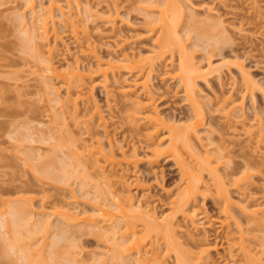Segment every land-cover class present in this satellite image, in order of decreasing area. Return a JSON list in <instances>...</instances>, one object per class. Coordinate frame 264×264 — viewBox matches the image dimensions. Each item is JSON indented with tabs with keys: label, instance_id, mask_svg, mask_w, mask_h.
<instances>
[{
	"label": "bare ground",
	"instance_id": "obj_1",
	"mask_svg": "<svg viewBox=\"0 0 264 264\" xmlns=\"http://www.w3.org/2000/svg\"><path fill=\"white\" fill-rule=\"evenodd\" d=\"M46 1L47 4L44 5L43 3L37 4L36 0H23L22 4L25 6V12L29 13L30 22H28L26 19L27 17H25V13L22 15L20 14L21 16L18 14L16 19L20 23L18 24L22 27L21 31L28 37L29 40H31L29 41L31 43V48L34 47L33 50H37L36 52H38L40 61L44 63L45 69H43L42 72L48 71L51 77L57 76V79L59 78V81H62L60 84L63 85L62 87H64L63 90L65 91L63 98H65L66 101H72L71 110H73L74 113H77L79 111V101H82L83 105H85L84 103H87L85 106L86 108L83 106L84 109H86L85 113L90 111L92 112V115H97L99 125L103 127L101 132L107 134V122H105L106 117L102 115L103 113H101V110H99V106L94 103L95 98L93 97L95 96H93V88L96 84H91L94 82L92 81V77L96 74V72L101 74L100 76H102V78H100L101 81H99L101 84L99 85L103 87L105 95L107 94V97H111V93L113 92L110 90L111 87L108 84L109 75L111 73L113 74L114 70L120 66L128 67L129 70H134V72L137 70L135 75L131 73L130 77L128 76L131 79L129 81L127 80L128 83L125 87H123L121 92V94L125 97V99H123L125 102H123V105L126 106L124 107L126 109L124 110L125 114L122 113V115H124L123 118L127 120V130L128 132L133 133L132 135L138 133L137 136H139L142 134L145 138V141L147 140L146 142L143 140L141 141L145 142L147 146L150 147L149 152L151 155H146L148 156L146 159L149 158L147 162L151 165V168L152 165L157 164V160L162 154L169 153L168 159H173L176 162V165L182 176V181H184L182 182L183 184L181 183L182 186L177 191L176 196L170 199L172 208L169 210V212H159L158 214V211L156 212V209L154 208L155 206L151 207V204L147 199V194L150 192V186H147L148 191H142L143 189H146V186L143 185V181H141L142 177H139L140 175H136L132 180H129V177H127L123 171L124 169L118 165V169L121 170V173L118 175V177L111 181L109 177L113 174V170L106 172L102 165L98 163L99 160L103 158L104 160H108L111 164V168H113L114 164H119V160H116L115 156H117V153L118 155L120 153L126 164L131 163L132 167L134 164V167L136 168L138 161L140 162L141 159L138 158V151L135 149V147H132L131 151L129 150L130 153L128 150H124L122 147H120V151L117 150L118 152L116 153L114 149L111 148L110 139H108V141L110 140L108 150L104 148L103 144L98 139L96 140V143L94 142L95 140H92L91 143L86 144L74 140L72 155L74 172L78 173L80 171V163H87V161H90L92 168L95 171L101 170L99 175H101V177L104 178L106 182L105 188L98 187V192L95 196V198H97L96 205H94L95 203H89L92 206L91 211L90 209L89 211L83 208V210L77 209V206L71 209V207L68 205H62V208H56L52 212L49 213L47 211L46 213V210H43L45 207L42 206L43 209L41 207V213L43 212L42 214H46L43 216L46 218H43L42 221L39 220L41 218L39 217L38 221L41 223V230L38 229L39 226L34 229L33 226L36 224L31 226V224L34 222V219H31L33 208L31 211H29V206L27 207L24 204L25 202H21L27 200L29 204V201H32V199L27 196H19L16 199L20 201L21 205H15L14 209L12 207L13 211H11L12 213L10 212L12 214H10L11 221L9 218H7V221L5 220L6 218H3L1 220L2 226H6L8 232H10L12 228L16 235L19 233V236L20 233L21 235H23L22 233L28 234V232H31L32 229L38 231L40 230L44 237L53 227L52 218L50 217H56V221H58L59 224L54 221L58 226L53 227V229L57 228L55 231L59 230V235L57 236V232H55L56 238H53L52 236V250L49 251L48 249L47 255H43V249H37V253L43 255L41 256L42 259L48 257L47 259H51L52 264L81 263L76 258V256L72 254L71 250H69L71 253L68 251L65 262L61 263L59 261L60 259H58L60 256H57L58 253H60V249L62 248V246L58 245L59 241H69L67 242L69 245H65L68 247L72 245L74 253V248H79L76 239L74 237H71L73 239L70 238V235H74L71 234L72 231L69 229L71 227L78 228L84 233H92L93 235H97L98 237H96L99 239L100 237H106L107 241H112L111 243H108V249L104 248L106 251L101 249L102 252H107L103 255L107 256V254L110 253L109 261H106L105 263L106 256L93 257V260H95L96 263L167 264L165 263V255L171 253L174 257L173 264H214L215 261L210 257V251H217V242L214 241L212 244L210 243L211 241L207 239L209 230H207L205 227L208 225L206 224V221L209 222L210 215L208 214L204 204H201L200 202L201 200L206 199L208 196H211L213 203L218 207V215L220 217L222 215V217L226 219L225 221H223L224 219L220 220L219 226H226L230 223L229 220L233 222L236 232L232 229L234 226L230 227L228 229L229 231L226 232H228L229 235L231 234L230 241L233 242L235 240L233 245L236 244L237 249L240 252L233 254V252L230 250V247L233 245H231V242L228 241L230 236L227 237L225 241L228 242V246L225 248L223 252L224 254H220V256L218 255L219 258L223 256L222 264H236L237 259L234 257L235 254L237 256L242 254V257L240 256V258L243 261L240 264H262L263 258H261L260 254H264V236L257 237L259 239H256V235L258 236V233H252L250 236L252 237L253 235V238L255 236V241H253V243L251 242L252 244L249 242L251 240L249 233L251 231L258 230L264 224V213H261L263 209L260 210L259 208H256L257 206L252 207L254 206L253 203L251 204V202L248 200L251 195L247 191V185L252 183H250L251 172H249V167L251 168L252 166H249L248 162L245 161L243 164L241 163V166L243 167L241 171L237 170L239 172H236V170H234L233 172L230 171L229 174L225 175L221 173L219 168L221 167L220 165L222 163V158L226 157V148L225 146H221L217 149L214 148L217 151H213L210 149L211 146H209L210 141H204V139L206 141L208 139V135L203 133L205 132L203 108L204 100H200V97L202 98V96H200L201 94L199 95L200 91L198 92V88L196 87V82L200 79L206 82L207 79L215 75L217 78H221L222 73L224 72L223 67L226 64L230 65L233 63L236 64L237 70L239 68L238 72L243 78H241L242 81L246 82L245 89H247L249 86L253 88L256 86L257 82L253 80L254 78L250 74H248V71L246 72V70H244L245 68L242 66V62L240 63L236 61L237 59L233 61H228L225 59L224 61H221L222 63L220 62L217 65L213 63V56L211 55L206 56L205 62L201 61V59H194L192 51L190 52L188 50L187 43H185L183 39L184 33L189 36L188 38L191 39L192 36L190 35V32L193 31L195 33L193 39L199 38L202 41L205 40V44L207 43L210 45V43H212L214 47L220 43L222 46L226 45L230 38L232 40V37H230L231 32H229V30L231 31V28H227V25H225L227 23L224 22L226 19L221 17L223 13L221 15L218 14L215 17H196V14L192 13L193 9L191 6L193 3L190 4L187 2L188 0H101L105 2V5H103L99 10H95L97 8L96 5V8H93V5L90 4L91 0ZM187 3H189L191 6H187ZM120 5L124 7L126 5L131 9L134 8L142 10L145 13L147 16L146 20L149 25L148 30L150 33H152V35H155L153 38L152 47L149 51H147V53L141 54L140 52H135L133 50L126 51L123 49L122 42H128L126 38L127 36L118 40L113 38L114 34L112 35L111 33L110 35L106 36L107 41L106 39H103L104 35L100 34L98 37H96V39H94L95 37L93 36V39L96 40V42L99 41L100 43L107 46L105 48H108V51L104 53L107 55V57L104 58L103 55L98 52V44L93 41L91 38L92 35H90L87 31L86 19L92 16L97 17L99 13L106 15L105 23L110 25L109 27L115 31L116 26L114 22L116 16L118 15ZM213 5L214 4H212V6ZM207 8L211 14H214L217 11L215 10L216 8H213V11L211 6ZM82 13H84L87 17L83 18L81 16ZM232 23L233 22L229 24L231 25ZM67 24L69 25L70 33L73 38L72 42L73 45H75L74 47H76L75 53L77 54H72L71 49L73 47L71 48V45L63 40L65 37L64 35L62 36V32L65 31L64 29ZM28 39L24 40L28 41ZM38 39L44 40L47 55H40V44ZM101 39L106 42H103ZM197 39L195 41H197ZM211 40L213 42H209ZM231 40L229 42H231ZM25 41H23V43H25ZM29 42H27V44ZM194 43H191L192 46L193 44L196 46V42ZM58 47L62 50L61 52H58ZM80 55L81 58L85 57L87 59L86 62H84L85 64L79 58ZM56 56H61L62 63L60 62L61 59L57 58ZM174 56H176L178 60L177 64L174 63V59H176ZM87 61L89 63H87ZM163 62H165V67L171 65L172 70L175 69V73L171 70V73L174 74L172 76L173 78H177L178 83L176 82V84L181 86L179 87L182 88L185 96L184 99L190 108V113L186 116V120L182 124H176L177 118L168 116L163 110L159 109V103L157 104V101L159 102V100L157 97H154L156 90L154 89L151 82L153 79V71L156 68V64ZM59 67H61V69ZM168 70V68H165L164 72L170 73ZM40 77H43V74ZM87 79L89 82L92 81L89 83V85H87ZM43 82V86H47V89L50 87L55 88L54 90L56 92L57 86L53 87L51 82L48 81ZM47 82L51 86L45 84ZM45 86L44 88H46ZM249 89L251 88L249 87L248 90ZM260 90L263 91L264 89ZM238 97L240 100H238ZM238 97H235L233 94H231V92L227 94L221 93L219 96H216V102L214 101L213 104H215L216 107L218 106L217 110L219 109L220 111H223L222 113L220 112L222 115L224 114L223 117H226L228 120L232 119L233 121V117H244L242 110V101L244 96ZM59 98H61L58 101L59 103L57 102L56 98V101H54V99L51 100L54 103L56 102L55 104H60L59 107L61 106L64 108L65 102L62 101L61 95ZM206 99L208 103H210L212 100L209 96L206 97ZM90 101H92V104H90ZM48 102H51L50 99ZM121 110L123 111V109ZM254 113L256 115L254 118L252 117L253 123L249 124L247 122V124L244 122L245 120H243V123L241 122L240 129L242 128V134L247 136V139L250 141V143H256L255 146H252V148L256 147L257 150V148L259 149L260 146L261 148L264 147V116L259 113V111L256 112V110ZM226 118L225 120H227ZM141 123L145 124L144 128L146 130H143V132L140 129ZM162 129H165L166 132L163 135L158 136L157 133ZM87 134L91 136L89 132H87ZM142 135L139 136V139L136 137L138 141L143 138ZM90 138L93 139L92 136ZM163 139L168 141L166 147L162 146L164 142ZM251 139L253 142H251ZM247 146L249 147V145ZM210 150L213 152H210ZM39 154L40 153H38V155ZM55 157L57 156L55 155ZM51 159L52 158H50V161H48L53 164L55 159ZM64 161L66 160L64 159ZM55 167V170L57 171H51V174L49 173L48 169H45L46 167L43 168L42 166L41 168L38 167V169H41V171L43 169V172H47L54 179L56 176V173L54 172L58 173L60 170L62 175L66 170L65 167H60L59 165L58 168L60 169H57L56 165ZM231 173H233V175H231L230 179L228 180L227 178H229ZM204 174L208 175V181L204 179ZM226 175H228V177ZM63 176L64 175H62V177ZM57 177L59 178V175ZM245 184L247 185L245 186ZM230 187H233V190H235L234 188H237L238 192L236 193L240 194H238L237 197L239 196L240 199L237 198V200L233 197ZM139 188H142L140 192H143L140 198L143 196L145 199L138 198L139 200L136 199L135 201V197L133 195L134 193H132V191L133 189L139 190ZM240 196H242V198ZM76 198L77 196L73 193V199L76 200ZM31 206L32 204H30V207ZM24 212L25 214H23ZM39 212L40 211H38V213ZM178 213L180 214L181 219H178L177 221L176 217H178ZM21 214L25 215L27 219L25 218V220L23 218L24 216ZM215 218L216 217H213V219ZM22 219L25 220V225H22ZM179 220H181L183 224H181V221ZM6 222L11 224L9 227L13 226L10 227V230ZM252 222H256L261 226H258V228L257 224L255 223V228L251 227L253 230L250 229L251 231L249 232L250 227H248V225H251ZM204 223L206 226L203 227ZM26 225H30L31 230L29 228L30 226ZM183 225L186 227H184V235L188 237L185 240V243H188V248L182 246L183 241H180L181 234H178V231L182 229L181 227H183ZM19 226L20 228L23 226V232H19V230L22 229H18ZM188 226H191V229L194 228L195 231H197V229H199L198 226H200L201 231L198 232L202 234L203 238L205 239H195L193 237L194 233L191 232V229L189 230ZM232 230L238 235L234 236L233 234L235 233H233ZM73 232L75 233V231ZM138 232L142 233L137 234ZM32 234L34 233H31V235L29 234V236H32ZM18 235L15 237L13 245L10 243L11 248L15 247V245L18 247V243L16 242L19 238ZM232 236L236 239L232 238ZM224 238L226 237L224 236ZM146 243H148L147 246ZM248 244H254L257 246L255 247L256 250H259L258 247L260 248V254H258L260 257L257 255L255 256L254 253H251L254 255L250 254L252 248ZM190 245L193 246L189 248ZM159 246H161L162 249L159 250ZM25 248L26 249L23 251L22 247L21 250L20 248L18 249L20 250V253L23 254L21 255L23 258L22 264H33V259L37 254L31 252L29 246ZM96 255L102 254L97 253ZM63 258H65L64 255Z\"/></svg>",
	"mask_w": 264,
	"mask_h": 264
},
{
	"label": "rangeland",
	"instance_id": "obj_2",
	"mask_svg": "<svg viewBox=\"0 0 264 264\" xmlns=\"http://www.w3.org/2000/svg\"><path fill=\"white\" fill-rule=\"evenodd\" d=\"M212 1L188 0L187 2H189L190 4L193 3V5H189V3H187L186 5L191 6L193 9L192 13H195L196 17L200 18H202L203 16L215 17L218 14L221 15L223 13L221 17H224L226 19V21L224 22L227 23L225 24L227 25V28H231V31L229 30V32H231L230 37H232V40L230 38L231 42H229V40L226 45L222 46L220 43L219 45H216L214 47L212 43H210V45L206 43V45L204 42L205 40L202 41L199 38H196L197 41H195L196 39H193L195 33L191 31V39L188 38L189 36H187L185 33V35L183 34V39L184 42L187 43L188 50L190 52L192 51L194 59H201V61L203 62H205L206 56H213L212 61L216 65L222 60L224 61L225 59L228 61L237 59L236 61L240 63L242 62V66L245 68L244 70H246V72H249L248 74H250L254 78L253 80L256 81L257 84L253 88L249 86L251 88L249 90V87L245 89L246 82L242 81L243 78L238 72L239 68L237 70V66L233 62V64H226L227 66L225 65L223 67L224 72L222 73L221 78H217L215 75L207 79L206 82L202 79L198 81L196 80V87L198 88L197 91H200L199 95L201 94L200 96H202V98L200 97V100L203 99L205 101H203L205 123V132L203 133L208 135V139L207 141L204 139V141H210L209 146H211L210 149L213 151H217L216 149L218 147L220 148L221 146H225V151L227 153L225 152L226 155H223H225L226 157L222 158V163L220 165L221 167L219 168L222 174H229L230 171L233 172L234 170H236V172L241 171L243 168L241 166V163L243 164V162L245 161L248 162L249 166H252L251 168L249 167V172H251L250 183H252L248 185L245 184V186L247 185L248 193H250L251 195L248 200L249 202H251V204L253 203L254 206L252 207L257 206L256 208H259L260 210L263 209L261 213H264V147H262V149L260 146L259 149L257 148V150L256 147L252 148V146H255L256 143H250V141L247 139V136L242 134V128L240 129V125L243 120H245V123H253L252 119L256 115L254 113L255 110L256 112L259 111V113L264 116V90H260L264 89V0H254L255 3L253 0ZM22 2L23 0H0V264H22L23 258L21 255L23 254L20 253V250L21 247L23 248V251L26 249L25 247L28 246L31 249V252L37 254L33 259V264H50L51 259H47V256V258L42 259L41 256H43L44 254L47 255L48 249L49 251L52 250L51 243L52 239L56 236L55 232H57V236L59 235V230L55 231L57 228L53 229V227L58 226L57 223L59 224V222L56 221V217L51 216L50 218H52L53 227L49 231V233L43 237V234L40 231L41 223L38 221L39 217H41L39 220L42 221L43 218H46L43 217L46 214H42L43 212L41 213V210L43 209L42 206L45 207L43 210H46V213L47 211L50 213L56 208L60 209L62 208V205H68L69 207H71V209L77 206V209H85L87 211H89L90 209L91 211L92 206L89 203H95L94 205H96L97 198H95V196L98 192V187H106L105 179L102 178L101 175H99L101 170L95 171L92 168V164L90 161H87V163H85L82 160L83 163H80L79 166L80 171L78 173L74 172L72 163L74 140L86 144L91 143L92 140H95L94 142L96 143V140L98 139L103 144L106 150H108L111 140V148L114 149L116 153L118 152L117 150H119L120 147H122L124 150H128V152L129 150L131 151L132 147H135V149L138 151V158L141 159L140 162L138 161L136 168L134 167V164V168L132 167L131 163L126 164L120 153L119 155L117 153V156H115V159L119 160V164H114L113 168H111L110 162L108 160H104L103 158L100 159L98 163L102 165L106 172L113 170V174L109 177L111 181L118 177V175L121 173V170L118 169V165H120V167L124 169L123 171L125 175L129 177V180H132L136 175H140L139 177H142L141 181H143V185L146 186V189L142 190V188L145 187H142L141 189L139 188V190L133 189L132 193H134V200L136 201V199L140 198L143 192L148 191L147 186H150V188L148 187L150 189L149 194L146 193L148 195L147 199L150 202L151 205H149L151 207L155 206L154 208L156 209V212L158 211V214L159 212H169V210L172 208L170 199L176 196V193L181 188L183 184L182 182L184 180L182 181V176L179 172L176 162L173 159H168L169 153L162 154L158 158L157 164L152 165V168L154 167L152 169L150 167L151 165L147 162L149 158L146 159V157H148L146 155H151L149 152L150 147H148L145 143L147 140L145 141V138L141 134L143 138L138 141L137 138L139 139V136L141 135L137 136L138 133L135 134L136 136L132 135L133 133L128 132L127 130L128 123L127 120L123 118L124 115H122V113L125 114L124 110L126 109L124 108L126 106L123 105V99H125V97L121 94V92L123 87H125L128 81L131 79L129 78L131 73L135 75V72L137 70L134 72V70H129L128 67L120 66L119 68L114 70L113 74L111 73L109 75L108 84L111 87V89L110 87L109 89L113 92L111 93V97H107V94L105 95L104 93L105 91L103 87L99 85L101 84V82H99L101 81L100 78H102V76H100L101 74L96 72V74L92 77V81L94 82H89V80L87 79V85H89V83L91 82V84H96L93 88V96H95L93 97L95 98L94 103L99 106V110H101V113H103L102 115L106 117V120H104L105 122H107V124H105L108 133H102L101 131L103 130V127L99 125L97 115H92V112L90 111H86L87 113H85L86 109H84V107L87 103H84L85 105H83V102L79 101L81 103H79L78 105L79 111L77 113H74V111L71 110L72 101H66L65 98H63L65 95V91L63 90V85L60 84L62 81L60 82V79H57V76H54L55 78L52 76V78L51 75H49L48 71L42 72V70L45 69L44 63L40 61L38 52H36L37 50H33L34 47L31 48V43L29 42L31 40H29L28 37L21 31L22 27L19 25L20 23L16 19V16H18V14L22 15L25 13L24 15H26L25 17H27L26 19L28 20V22H30L29 13L25 12V6H23ZM36 3H43L44 5H46L47 1L36 0ZM90 4L93 5L94 9L96 7L98 8H96L95 10H99L103 5H105V2L101 0H91ZM212 4L214 5L212 6ZM210 6L212 7V10L213 8H216V14H211L209 12L207 7ZM81 16L83 18L87 17L84 13H82ZM105 17L106 15L99 13L97 17L92 16L86 19V28L88 33L92 35V39L94 37V39H96V37H98V35L100 34L104 35L103 39H106V36L112 33V35L114 34L113 38L118 40L122 37L127 36L126 38L128 42H122L123 49L126 51L133 50L135 52L145 54L151 49L153 38L155 35H152V33L149 32V25L146 20L147 16L142 10L134 8L131 9L126 5L125 7L120 5L118 15L116 16L114 22L116 26L115 31H113L111 27H109L110 25H107L105 23ZM231 22H233V25L229 24ZM64 30L65 31L62 32V36L64 35L65 39L63 38V40L71 45V48L73 47L71 49V53L73 54L76 52V47H74L75 45H73V38L70 33L68 24L66 25ZM24 39H28V41H25ZM94 39L93 41L96 42V40ZM22 40L25 41V43H23ZM27 42L29 43L27 44ZM38 42L40 44V55H47L44 40L38 39ZM194 42H196V46L194 45ZM209 42L213 41L211 40ZM96 43L98 44V52L101 53L104 58L107 57V55L104 54L108 51V48H105L107 46L100 43L99 41ZM191 43H194L193 46ZM61 51L62 50L59 48L58 52ZM176 56L174 57L176 58ZM56 57L61 59L60 62L62 63L61 56ZM79 58L81 59V61H83V63L87 60L85 57L81 58V55ZM88 61L87 63H89ZM177 61V58L174 59L175 64H177ZM164 63L165 62L156 64V68L153 71V79L151 82L154 89L156 90L154 97H157L159 100V102L157 101V104L159 103V109L163 110L164 113L168 116L177 118L176 124H182L185 122L186 116L190 113V108L189 105H187L186 100L184 99L185 96L182 88H180L181 86L179 85V87L178 84H176L177 78H173L172 76L174 75L171 73L172 66L168 65L165 67ZM59 68L61 69V67ZM165 68L169 69V74L164 72ZM174 70L175 69H173L172 71L174 72ZM37 73H40L41 75L43 74V77H40V74L38 76ZM43 81L51 82L53 87L57 86L56 92L54 90L55 88H48L50 92L48 91L47 86L44 85L46 87L44 88ZM48 82L45 84H48ZM230 92L235 97L244 96L242 101V110L244 117H233V121L232 119H230V121L226 117H223L224 114H221L223 111H220L219 109L218 111V106L216 107L215 104H213L214 101L216 102V96H219L221 93L227 94ZM60 95L62 97V101L65 102L64 108H62L61 106L59 107L60 104H55L56 102H52L53 99L54 101H56L57 99L58 102L59 99H61L59 98ZM208 96L212 99L210 103L206 101L208 99H206V97ZM49 99L51 102H48ZM238 100H240V98ZM90 102V104H92V101ZM121 109H123L124 112ZM225 118L228 121L225 120ZM144 127L145 124L141 123L140 129L142 132L143 130H146ZM86 131L91 134L93 139L90 138L91 136H89ZM165 132V129L159 130L157 135L161 136ZM108 139L110 140L108 141ZM251 142H253V140ZM167 144L168 141L164 140L162 146L166 147ZM247 145H249V147ZM211 150L210 152H213ZM38 153L40 154L38 155ZM55 155L57 157H55ZM50 158L55 159L53 164L49 162ZM64 159L66 161H64ZM41 165L43 166V168L46 167L45 169H48L49 173L56 169L55 165L57 166V169H60L58 168V165L60 167H65V174L63 173L62 175L64 176L62 177V172H60V170L58 172L59 174L57 172H54L56 173V176L53 179L47 172H43V169L42 171L41 169H38V167H42ZM134 169H136L137 171ZM57 174L59 175V178L57 177ZM231 175H233V173L229 175V178H227L228 175H226L227 177L225 178L229 180ZM204 177V179L208 181V175L204 174ZM230 188L233 197L235 199L239 198V196L237 197L239 193H236L238 192L237 188H234L236 191L233 190V187ZM140 190H142L143 192L141 193ZM73 193L77 196L76 200L73 199ZM19 196H27L32 199V201L28 200L30 202L29 204L27 200L21 202H25L24 204L27 207L29 206V211H31L33 208L34 211L32 210L31 219L33 218L35 223L33 222L31 226L33 224H36L34 225L35 227L33 226V228L36 229L39 226L38 229H40L39 231L32 229L31 232H28L26 230L28 234L22 233L23 235H21L20 233L21 237L18 235L19 233L17 234L19 238H21H18L19 241L16 239L20 250H18L19 248L17 247V245L11 248L10 243L13 245L15 237L17 235L12 228L11 231L8 232L7 227L2 226L1 221L3 218H6V221L8 220L7 218H9V220L11 219L10 214L12 213L11 211H13L12 207L14 209L15 205H21L20 201L16 199ZM240 197L242 198V196ZM140 199L145 198L142 196V198ZM200 202L201 204H204L208 214L210 215L209 222L206 221V224L208 225L207 227H205L207 230H209L207 239L211 241L210 243L212 244L214 243V241L217 242L218 249L217 251L211 250L210 257L215 261L214 264H222L223 256L220 257L221 259L219 258V256L220 254H224L223 252L228 246V242L225 240L231 235H229V233L226 231H229L228 229L230 227H233L234 224L229 220L230 223L227 224L229 226H219L220 220L224 219L223 221H225L226 219L222 217V215V218L218 215V207L213 203V199L211 196H208L206 199L201 200ZM30 204H32L31 207ZM38 211L40 212L38 213ZM23 214H25V212ZM23 214H21L22 216H24L23 218L27 219V217H25V215ZM213 217L216 218L213 219ZM24 219H22L21 221L22 225H25L26 219ZM178 219H181L180 214L178 215V217H176L177 221ZM54 221L57 223L55 224ZM180 223L183 224L182 221ZM255 223L252 222L251 225H248V227H250L249 232L251 231L250 229L255 228V225L257 224ZM206 224L204 223L203 227L206 226ZM7 225L9 227V225L11 224L7 223ZM31 226L29 227L30 230ZM200 226H198L199 229H197V231H195L194 228L191 229V226H188V228L189 230L191 229L192 233H194L193 237L195 239L201 240L205 238H203L202 234L198 232L201 231ZM258 226L260 227L261 225L257 224V227ZM263 226L260 227L261 230L258 227V230L251 231L250 233L248 232L249 236L252 233H258V236L256 235V239H259L257 237L264 236ZM184 227V225L183 227H181L182 229L178 231V234L182 235V237L180 235V241H183L182 246L188 248V243H185V240L188 237L184 235ZM21 228L19 226L18 229H21L19 230V232H23V226H21ZM69 229H71L72 231L71 234H74L73 236L70 235V238L74 237L76 239L79 248H74V253L72 245L69 247L67 246L69 245V243H67L69 241H59L58 245L66 249H60V253H58L57 255L60 256L58 258L60 259L59 261L61 263L65 262L66 255L68 251L71 250L72 254L75 255L76 258L81 262L80 264H101V262L96 263V261L93 260V257L106 256L103 254L107 253H104L106 251L105 249L109 248L108 243H111L112 241H107L106 237H100V240L99 238H97V235L81 232L78 228L71 227ZM232 229L235 231V226ZM73 231H75V233ZM31 233L34 234H32V236H29V234L31 235ZM141 233L142 232H138L137 234ZM225 233H228L227 236ZM233 235L237 236L238 234L235 233ZM224 236L226 238H224ZM232 238L235 237L232 236ZM252 238L253 235L250 238L252 241L248 240L250 244L255 241V236L253 239ZM230 240L231 236L228 241L231 242ZM234 241L231 242V245L234 244ZM148 243H146V246ZM250 244H248L252 248L250 254L254 253L255 256H259L258 254H260V248L258 247L259 250H256L255 247L257 246H255L254 244ZM191 246L193 245H190L189 248H191ZM38 248L43 249V255L37 253ZM101 249L105 251L102 252ZM160 249H162L161 246H159V250ZM230 250L233 252V254L239 252L236 244L231 246ZM71 252L69 251V253ZM97 253H100L102 255H96ZM63 255L65 256V258H63ZM109 255L110 253L105 257V263L106 261H109ZM240 256H237L236 254L234 255V257L237 259L236 264H240L243 261L241 260ZM260 256L261 258H263V264L264 254H260ZM165 258V263L173 264V254H166Z\"/></svg>",
	"mask_w": 264,
	"mask_h": 264
}]
</instances>
